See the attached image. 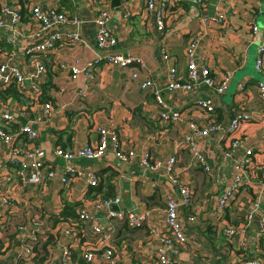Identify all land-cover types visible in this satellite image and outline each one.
<instances>
[{
  "label": "crops",
  "instance_id": "0c3cea01",
  "mask_svg": "<svg viewBox=\"0 0 264 264\" xmlns=\"http://www.w3.org/2000/svg\"><path fill=\"white\" fill-rule=\"evenodd\" d=\"M7 1L23 5L24 21L28 16L26 5L29 1H38L70 13H81L86 22L82 28L85 43L63 46L43 57L47 70L39 100L52 101L49 114L42 113L41 103L31 104V98L16 86L10 88L14 87L18 96L11 92H0V103H8L14 108L28 106L23 107L28 115L24 113L17 120L5 123V129L15 132L19 124L29 117L38 131L34 140L17 136L15 144L7 145L6 150L13 145L41 148L45 163L49 162L57 168L54 176L44 183L19 184L15 182L14 169L2 159L5 157L0 152V192L8 194L11 201L9 206L0 204V264H29L19 258L21 235L16 226L33 216L43 220L46 237L42 242H49L44 245L46 253L42 250L43 255L37 254L32 264H43L47 257L52 260V264H62L66 257L65 248L69 250L70 264H88L83 256L84 248L96 245L104 248L109 243L114 245L117 264H157L154 229L163 230L165 225L164 194L170 191L178 202L182 200L178 183L171 184L170 174L175 175L179 183H187L193 189L192 203L181 209L180 217L185 218L187 213H195L197 217L195 222L184 223L186 242L176 256V264H238L242 257H264V236L257 234L258 221L264 216V188L260 185L264 172V98L260 97L256 88V81L262 78L264 69L257 72L254 68L258 45L264 40V0H210L207 12L222 10L225 21L208 25L201 23L200 8L195 0H183L178 7L173 8L166 23V33L155 29L153 15L144 10V0H120L118 6H113L116 7L113 10V30L118 35L115 49L123 54L140 56L146 67H139L137 63L124 68L100 64L94 71V79L88 84H85L82 74L71 79L68 68L76 63L75 57H80L81 64L95 56L96 26L93 17L98 11L99 2ZM118 9L123 14H129L124 17L118 13ZM252 24L257 25V30H252ZM22 27L25 32L29 31L27 25ZM197 31L202 32L199 53L203 62L216 75L224 69L232 71L231 82L221 97L220 106L214 111L215 116L222 119L225 115H231L241 101H244L251 114V118L242 121L233 134L244 136L252 148L246 177L220 216L215 212L217 198L232 167L230 159L222 155V149L227 147L232 135L221 137L212 134L205 143L200 142L213 168L210 172L204 171L191 163L187 149L176 145L175 141L185 131L186 124L162 122L153 94L140 86L144 77L166 83L167 66L170 63L177 67L178 75L183 76L186 72L184 47L188 38ZM7 32V29L0 27V48L14 52L13 61L18 66L28 67L27 55L23 52L25 37H18L15 45L5 43L3 37ZM160 42L165 43L171 56L168 61L160 58ZM134 71H137V77L132 76ZM238 82L244 83L241 92L237 88ZM60 86H63V92H59ZM81 88L83 90L78 93ZM161 94L166 102L173 107H181L188 117L200 124L208 120L209 115L193 105L191 99L194 93L164 89ZM99 125L114 126L118 130L121 146L134 148L137 152L147 150L153 161L165 162L169 156L176 155L177 160L171 172L163 167L155 171L145 170L137 159L121 161L108 147L101 157H73L71 162L77 171L66 182H62L64 158L54 152L55 148L60 146L72 150L85 143H94L98 139L96 128ZM2 149L4 144L0 140V151ZM241 152L237 150L234 155ZM26 161L30 162L31 159ZM88 170L96 173L98 189L88 185ZM115 195L120 197L119 204H105L96 209L97 196L105 198ZM254 200L258 203L255 209L252 206ZM70 203L74 205H66ZM116 206L137 215L146 213L144 223L132 226L126 219H115L107 230L109 237L99 242L102 236L93 232L92 221L77 218L78 210L85 208L95 215V223L106 224L107 210L116 209ZM251 211L253 216L248 218L247 214ZM68 217L76 219L77 226L74 232L65 234L61 228L67 223ZM229 224L242 226V229L227 236L224 228ZM92 264L110 263L95 255Z\"/></svg>",
  "mask_w": 264,
  "mask_h": 264
},
{
  "label": "built area",
  "instance_id": "2783aa9c",
  "mask_svg": "<svg viewBox=\"0 0 264 264\" xmlns=\"http://www.w3.org/2000/svg\"><path fill=\"white\" fill-rule=\"evenodd\" d=\"M99 2L98 11L93 17L96 31L94 35L95 56L85 60L79 64L80 57H75L76 63L69 65V74L71 79H76L79 74H82L85 84H88L94 79L95 70L100 64H112L119 67H126L137 63L139 67H146L143 59L140 56L123 54L116 51L115 47L118 42V35L113 30V10L116 7L111 6L110 0H97ZM183 0H144V10L147 14L153 15L155 29L164 33L168 32L166 28L167 20L173 12L175 6H179ZM210 0H195V3L200 8V21L204 25L211 23L222 24L225 21V14L222 10H217L213 13L207 12L208 3ZM27 20L22 19L21 6L16 3H10L7 0L0 1V27L7 29V34L4 35V41L15 45L18 37H25L23 43V52L27 55L28 67L18 66L14 61V52L8 49L0 48V92L9 86H16L24 94L26 93L31 98L32 103L42 104L43 111L49 114L52 109V101L39 100L42 94L41 84L45 80L46 64L44 62L45 55L51 54L63 46H74L77 43H85L82 35L83 24L86 18L78 12H68L52 5H44L38 1H29ZM116 10V9H115ZM114 10V11H115ZM118 13L126 17L129 13H122L118 9ZM22 25H27L28 32ZM252 30H257V25L252 24ZM264 31V25L262 27ZM202 32L197 31L191 35L184 47V55L186 61L185 74L178 75L177 67L170 63L167 66L168 80L166 83L158 81L150 77H144L140 81V86L149 90L158 105V117L167 124L185 123L186 129L182 132L176 142L178 148H185L191 156V163L200 166L204 171H212V164L208 161L207 152L200 147V142L205 143L212 134H219L221 137L232 135L227 147L222 149L224 158L231 161V173L227 178L221 193L217 198L215 207L216 215H222L225 206L235 196V193L241 186L246 177V166L250 162L252 148L246 143V138L240 135H233L239 129L242 121L251 118L250 112L246 109L244 101L238 103L231 115H225L224 118L218 119L215 116V109L220 106L221 97L227 90L231 79L232 71L224 69L218 75L214 74L210 67L203 62L200 56V37ZM159 54L163 61H168L171 56L164 42L159 44ZM264 61V40L258 45L257 57L255 59V67L258 71H263L262 63ZM63 64H60L62 66ZM133 77H137V71L132 73ZM237 88L239 92L244 89V83L238 82ZM256 88L261 98H264V79L260 78L256 81ZM180 89L185 92L195 94L191 99L193 105L209 115L208 120L204 124H200L194 118L188 117L183 112L181 107H173L162 97V90ZM83 88L77 92L80 93ZM63 86L59 87V92H63ZM241 100V99H240ZM27 105H20L19 108H14L8 103H0V140L4 144L2 158L9 162L15 172V182L19 184L27 183H44L49 178L53 177L57 172V168L49 162L45 163L41 157V148H29L13 145L6 150L7 145L15 144L17 136H26L30 140L37 138L38 131L31 124V119L20 123L15 132H10L5 129V123L15 121L20 115H28L24 108ZM98 139L94 143H85L82 146L72 150L64 149L57 146L54 152L64 158V167L61 169V180L66 182L74 175L77 169L73 166L71 160L75 156L86 158L101 157L111 147L114 156L124 162H131L137 159L141 167L145 170H158L164 168L167 172H171L173 164L176 162V155L169 156L164 162L162 160L153 161L151 153L147 150L137 152L134 148H124L120 144L118 130L114 126H97ZM202 144V143H201ZM237 150H242L237 156L234 153ZM31 161L27 162L26 159ZM171 184L178 183L179 194L182 198L181 202L175 198L174 194H164L165 200V218L163 230H155L156 246L155 255L157 264H176L177 254L180 248L186 242V234L184 223L186 221L195 222L197 220L195 213H187L185 218L180 217V211L183 207H189L193 199V189L187 183H179L175 175H169ZM98 178L93 170L87 171L88 185L94 186L97 184ZM261 187L264 188V172H262ZM95 207L98 209L105 204H119L120 197H96ZM0 204L9 206L11 201L9 195L5 192H0ZM255 209L258 206L257 200L252 203ZM97 211V210H96ZM146 213L137 215L131 210H124L120 207L117 209L110 208L105 214L107 223L94 222L95 215L81 208L78 210L77 218L81 220L92 221V229L94 233L100 234L102 237L99 242L109 237L108 229L115 219L128 220L132 226H139L144 223ZM248 218L252 217V211L247 214ZM61 231L65 234L74 232V227L77 226V220L68 217ZM44 222L40 217L33 216L28 220H24L17 224L16 228L20 232L21 249L19 258L25 260V263L32 264L35 258L43 255L42 241L46 237V231L43 226ZM76 228V227H75ZM242 229V226L229 224L224 228V234L232 236ZM107 231V233H106ZM76 232V230H75ZM257 234L264 236V216H262L257 224ZM243 244V243H242ZM99 250L102 252L99 253ZM66 255L62 264H70L69 250L64 249ZM99 253V254H97ZM242 253H245L242 250ZM95 255L101 256L110 264H117L118 258L115 253L114 245L107 244L106 247L100 245L88 246L83 250V256L88 264H92ZM43 264H52L50 258H45ZM238 264H264L262 256H247L242 257Z\"/></svg>",
  "mask_w": 264,
  "mask_h": 264
},
{
  "label": "trees",
  "instance_id": "16d2710c",
  "mask_svg": "<svg viewBox=\"0 0 264 264\" xmlns=\"http://www.w3.org/2000/svg\"><path fill=\"white\" fill-rule=\"evenodd\" d=\"M20 2L22 3L23 0H20ZM20 5H21V12H23V5H22V4H20ZM5 43H7V42H5ZM6 92H11L12 94L18 96V95H17V91L15 90L14 87H11V88H10V86H9V87H7V88H5L4 90L1 91V93H6ZM94 186H95L96 189L99 188V185H94ZM66 205H74V204H71V203H70V204H66ZM62 213H64V211H62ZM48 242H49V240L46 241V242H43V243H42V250H45V249H44V245H46V243H48ZM45 253H46V250H45Z\"/></svg>",
  "mask_w": 264,
  "mask_h": 264
},
{
  "label": "water",
  "instance_id": "95a60500",
  "mask_svg": "<svg viewBox=\"0 0 264 264\" xmlns=\"http://www.w3.org/2000/svg\"><path fill=\"white\" fill-rule=\"evenodd\" d=\"M111 4H112V6H118L119 4H120V0H111ZM111 204V206H114V205H116V204H114V203H110ZM117 208H119L118 206H116V209Z\"/></svg>",
  "mask_w": 264,
  "mask_h": 264
},
{
  "label": "rangeland",
  "instance_id": "374dc122",
  "mask_svg": "<svg viewBox=\"0 0 264 264\" xmlns=\"http://www.w3.org/2000/svg\"><path fill=\"white\" fill-rule=\"evenodd\" d=\"M260 20V19H259ZM264 23V22H263ZM258 25H260V22H259V24ZM263 25V24H262ZM261 25V26H262ZM254 68H255V70L257 71V72H260V71H258L257 69H256V67H255V62H254ZM262 68L264 69V61H263V63H262ZM262 72V71H261ZM263 79H264V75H262L261 76ZM65 87H66V85H65Z\"/></svg>",
  "mask_w": 264,
  "mask_h": 264
}]
</instances>
